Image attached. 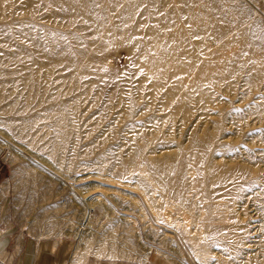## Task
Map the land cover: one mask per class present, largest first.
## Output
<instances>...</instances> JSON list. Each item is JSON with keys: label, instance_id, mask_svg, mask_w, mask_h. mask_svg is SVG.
Instances as JSON below:
<instances>
[{"label": "rangeland", "instance_id": "374dc122", "mask_svg": "<svg viewBox=\"0 0 264 264\" xmlns=\"http://www.w3.org/2000/svg\"><path fill=\"white\" fill-rule=\"evenodd\" d=\"M0 135L90 199L83 229L0 139L15 217L74 262L264 264V0H0Z\"/></svg>", "mask_w": 264, "mask_h": 264}, {"label": "crops", "instance_id": "0c3cea01", "mask_svg": "<svg viewBox=\"0 0 264 264\" xmlns=\"http://www.w3.org/2000/svg\"><path fill=\"white\" fill-rule=\"evenodd\" d=\"M12 171L0 151V264H71L76 244L55 236L38 237L12 211ZM73 264H83L74 262ZM85 264H138L96 259Z\"/></svg>", "mask_w": 264, "mask_h": 264}, {"label": "bare ground", "instance_id": "6f19581e", "mask_svg": "<svg viewBox=\"0 0 264 264\" xmlns=\"http://www.w3.org/2000/svg\"><path fill=\"white\" fill-rule=\"evenodd\" d=\"M196 134V133H195ZM197 135V134H196ZM196 135H195V137H196ZM2 138H4V140H6V141H8V142H10V143H12L13 145H10V143H7L6 141H3L2 139V141L5 143V145H6V147H8L13 153H15V154H18V155H21V156H24V157H26V156H29V157H31L32 158V160L34 161V162H37V165L39 166V167H41L42 169H44V167H46V168H48V169H50L51 171H53L54 172V174H56L57 176H59L60 178H62L64 181L63 182H67V183H65L66 185H68L69 186V188H71L72 190H73V192L75 193V195L80 199V201L84 204V206H85V210L87 211L86 212V216H85V221H84V223H83V225H82V228L84 229L86 226H88L89 225V216H90V210L92 209L91 208V206H92V204H91V202H90V199L87 197V196H85V195H83V194H81L80 192H79V190L76 188V186L72 183V185H71V182L69 181V179H67L63 174H61L60 172H58V171H56L55 169H53V168H51L50 166H48L47 164H45V163H43L42 161H40V160H38L37 158H35L34 156H32V155H30L29 153H28V151H26L25 149H23L22 147H19V146H17L16 144H14L13 142H11L10 140H8L6 137H3L2 135H0ZM198 137V136H197ZM201 138V137H200ZM200 138L198 139V138H193V140H192V144L195 146V147H197L199 144H200V142H201V140H200ZM207 138V137H206ZM205 138V139H206ZM213 141V140H212ZM201 149V148H200ZM190 150V149H189ZM192 151H194L193 149H192ZM201 151V150H200ZM210 151V150H209ZM208 152V151H207ZM12 153V154H13ZM193 153V155H194V153L195 152H192ZM212 153V152H211ZM15 154H13V155H15ZM206 154V153H205ZM209 155V154H208ZM211 155V154H210ZM210 157V156H209ZM168 159H166V160H164V161H162L160 164H158V163H155V166L156 167H158V168H160V169H163V168H165V166H167L166 164H168V163H177V164H179V165H181L182 167L183 166H185L186 164H188V163H190V162H193V160L191 159H187L186 161H184V162H181V158H179L180 160H178V156H169V157H167ZM182 158H184V157H182ZM200 159V158H199ZM204 159V158H203ZM161 160V159H160ZM201 160V159H200ZM209 160H210V158H209ZM214 160V159H213ZM215 162V161H214ZM213 162V163H214ZM217 163H219V162H217ZM191 166V165H190ZM180 167V166H179ZM206 167V166H205ZM207 167H208V169L206 170V169H203V170H206V171H203V174L202 175H204V176H208V175H210V174H213L212 176H215V177H218L219 178V175L221 176V175H223V172H220V170L218 169V166H216V165H213L212 163L211 164H208L207 165ZM187 172V171H186ZM222 177V176H221ZM247 178V176H236V175H234V176H232V177H230L225 183H224V185H223V187H224V189H226V188H229L230 186H232V185H234V184H236L238 181H243V180H245ZM215 180H216V178H215ZM204 182V181H203ZM213 183V182H212ZM215 183V182H214ZM217 183V182H216ZM186 217V216H185ZM190 218V217H189ZM188 220V219H187ZM189 221V220H188ZM187 222V221H186ZM78 242H77V244H76V246H75V248H74V253H73V257H72V260H71V264H73L74 263V259L76 258V255L79 253V249H80V245H81V241H82V235L81 234H79V236H78V240H77Z\"/></svg>", "mask_w": 264, "mask_h": 264}, {"label": "water", "instance_id": "95a60500", "mask_svg": "<svg viewBox=\"0 0 264 264\" xmlns=\"http://www.w3.org/2000/svg\"><path fill=\"white\" fill-rule=\"evenodd\" d=\"M0 139H2L3 141H6V140H4V138H2L1 136H0ZM7 143H10V142H8V141H6ZM10 145H13L12 143H10ZM26 157H28L29 159H31L32 160V158L31 157H29V156H26ZM33 161V160H32ZM35 161V160H34ZM36 164H37V162H35ZM44 169L46 170V171H48V173H50L51 175H53V176H55V177H57L58 179H60V180H62V181H64L62 178H60L59 176H57L56 174H54V172L53 171H51L50 169H48V168H46V167H44ZM64 183H67V182H64Z\"/></svg>", "mask_w": 264, "mask_h": 264}]
</instances>
